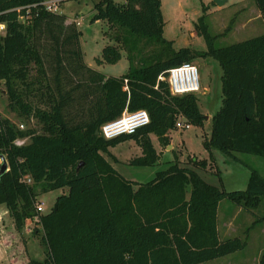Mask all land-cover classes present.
<instances>
[{"label":"trees","instance_id":"trees-1","mask_svg":"<svg viewBox=\"0 0 264 264\" xmlns=\"http://www.w3.org/2000/svg\"><path fill=\"white\" fill-rule=\"evenodd\" d=\"M42 1L0 0V82L7 107L18 119L33 117L40 126L20 130L0 116V164L1 157L7 164L0 175V206L18 234L28 222L33 233L42 232L45 256L28 264H204L242 250L245 240L220 239L217 214L223 200L245 210L264 203V178L256 170L250 169L242 191L210 185L178 161L149 182L136 183L101 153L109 156L108 147L134 141L142 155L130 164L151 167L158 154L150 135L168 145L179 117L203 128L206 119L195 94L173 96L157 78L183 63L210 58L222 71V101L204 148L264 158V34L217 47L203 7L194 29L206 49L174 50L163 37L160 0H98L93 21L107 23L115 44L106 45L95 64H116L121 51L128 61L123 75L105 77L85 65L75 24L45 11ZM253 2L264 21V0ZM72 77L77 78L73 85ZM40 89L47 91L49 110L29 102ZM139 110L148 114V125L111 140L101 136L103 124ZM22 139L27 142L15 144ZM190 162L207 164L195 157ZM63 188L55 209L36 212L39 194ZM257 264H264V249Z\"/></svg>","mask_w":264,"mask_h":264},{"label":"rangeland","instance_id":"rangeland-1","mask_svg":"<svg viewBox=\"0 0 264 264\" xmlns=\"http://www.w3.org/2000/svg\"><path fill=\"white\" fill-rule=\"evenodd\" d=\"M97 1H67L60 5L57 13L64 14L68 24L74 23V20L80 22L75 26L81 33L80 49L84 63L103 75L120 77L128 68L124 51H121L122 58L116 64H95V59L101 57L102 49L106 45L115 44L112 40L113 31L108 28L107 23L101 20L93 21L96 14L93 5ZM116 1L123 2L122 0ZM160 1L164 22L163 37L173 42L174 50L190 48L195 51H204L206 49L204 39L197 36L194 29L197 19L203 13L206 16L208 32L212 36H217L215 40L217 47L229 46L264 34V21L259 17L260 14L253 0H227L222 7L215 5L212 0ZM203 7L206 12L202 13ZM191 64L195 65L199 71L201 90L199 93H195L198 107L204 116L209 117L208 120H205L204 127L190 125L187 130L170 131V135L168 133L170 143L164 146L159 145L156 137L150 135L151 142L158 154L156 164L151 167L130 164L132 159L142 155L140 145L134 141H125L108 147L107 151L110 155L105 153H101V155L125 179L136 183L149 182L157 173L167 169L171 162L178 161L180 166L195 170L210 185L225 191H242L246 188L250 169L256 170L264 178V158L242 153H235L231 157L216 149L207 150L204 148V139L210 135V119L221 106L220 78L222 71L218 63L210 58L196 59ZM31 73L35 74V72ZM76 82L77 78L72 77L71 85ZM68 87L70 85L66 86V88ZM46 94L45 89H40L35 96H30V104L41 110H49L50 103L46 99ZM7 103L4 85L0 82V116L9 119L18 127L22 125L23 128L20 130L40 127L37 119L33 117L29 122L18 119L16 114L8 109ZM19 142L24 144L27 139H22ZM194 157L197 160H206V166L194 167L190 162ZM66 191L67 189L63 188L39 194L36 203H42V214L48 213L56 198L65 194ZM8 226L11 234H15L14 238L17 243L15 247L8 250L7 258H4L8 260L1 264H28L31 259L43 260L45 248L41 241V229L38 234L33 233L34 226L28 222L23 231L18 234L14 227L12 229L10 224ZM27 228L33 229V232H26ZM217 230L221 240L239 237L245 240V247L234 254L204 264H257L264 249V203L257 209L245 210L229 201H221L217 214ZM27 242H29L28 245Z\"/></svg>","mask_w":264,"mask_h":264},{"label":"built area","instance_id":"built-area-1","mask_svg":"<svg viewBox=\"0 0 264 264\" xmlns=\"http://www.w3.org/2000/svg\"><path fill=\"white\" fill-rule=\"evenodd\" d=\"M71 0H43L39 5L45 11L57 13L61 4ZM123 1V0H122ZM75 25L80 22L74 20ZM4 32V25L0 24V34ZM157 81L167 84L171 95L195 94L201 90L198 68L191 63H183L180 66L170 68L165 75H160ZM149 124L148 114L144 110L135 111L132 113L124 112L121 117L103 124L100 128L101 136L106 140H111L123 135H132L138 129ZM22 129L23 126L19 125ZM175 128L180 130H187L190 125L179 117L175 123ZM21 140L15 142L20 146ZM23 143V142H22ZM26 184H30L31 180L25 178ZM35 209L38 214H42V203H36ZM26 232L32 233L33 229L27 228Z\"/></svg>","mask_w":264,"mask_h":264},{"label":"crops","instance_id":"crops-1","mask_svg":"<svg viewBox=\"0 0 264 264\" xmlns=\"http://www.w3.org/2000/svg\"><path fill=\"white\" fill-rule=\"evenodd\" d=\"M85 65L87 67L93 69L92 66H89L86 63H85ZM104 76H106V75H104ZM106 77H109V76H106ZM114 77H117V76H114ZM208 118L209 117H207L206 120H208ZM169 135H170V133H169ZM8 224H10V226L13 229L14 226H13L12 220L9 216L8 210L6 209V207L0 206V264L3 263V261L8 260V259H4V258H7L6 254H7L8 250L13 246L15 247V244L17 243L15 241L16 238H14L15 234L14 235L11 234V232L8 230L9 229ZM21 243L24 244L23 241H21ZM28 243L29 242H27V245H28Z\"/></svg>","mask_w":264,"mask_h":264},{"label":"water","instance_id":"water-1","mask_svg":"<svg viewBox=\"0 0 264 264\" xmlns=\"http://www.w3.org/2000/svg\"><path fill=\"white\" fill-rule=\"evenodd\" d=\"M212 2L217 5L218 7H222L226 4L227 0H212ZM96 20H99L98 18ZM207 119V116H204ZM7 170V164L3 157H1V164H0V175H2ZM56 206L54 205V209Z\"/></svg>","mask_w":264,"mask_h":264}]
</instances>
